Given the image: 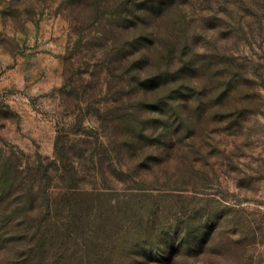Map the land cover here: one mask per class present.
Instances as JSON below:
<instances>
[{"label": "rangeland", "instance_id": "obj_1", "mask_svg": "<svg viewBox=\"0 0 264 264\" xmlns=\"http://www.w3.org/2000/svg\"><path fill=\"white\" fill-rule=\"evenodd\" d=\"M127 1L0 0V264H37L42 244L44 264H55L35 209L54 186L79 191L69 196L66 261L56 264H137L151 214L169 228L183 204L228 227L238 222L247 246L175 264H264V0H175L153 22L160 46H187L204 67L196 83L215 96L197 102L184 155H163L148 174L119 147L112 122L137 102L129 81L136 32L119 17ZM157 59L148 73L171 64ZM230 69L246 83L219 99ZM59 134L63 179L40 169L56 159Z\"/></svg>", "mask_w": 264, "mask_h": 264}, {"label": "trees", "instance_id": "obj_2", "mask_svg": "<svg viewBox=\"0 0 264 264\" xmlns=\"http://www.w3.org/2000/svg\"><path fill=\"white\" fill-rule=\"evenodd\" d=\"M124 4L119 17L128 19L136 32L132 43L135 48L134 67L129 81L133 91L131 95L137 102L132 107L121 108L112 122L118 125L120 131L119 147L128 155L138 173L148 174L154 165L162 161L163 155H184L181 143L185 137L193 135L194 118L201 108L197 102L212 100L215 90L211 85L199 88L195 79L204 67L194 62L186 45L178 48L170 40H164L162 46L159 44L161 35L154 31L152 25L168 15L175 6V0H131ZM159 55L164 59L167 56L171 64L164 71L148 73V67L155 59L158 61ZM245 83L243 74H236L230 69L217 97L221 99L230 95ZM67 165L68 158L59 134L56 159L40 169L48 174L52 170L56 177L63 179L69 171ZM49 182L51 184L52 179ZM54 187L56 190L52 192H48L49 188L42 191L41 202L40 199L35 202V209L43 214L39 226L48 224L50 228L54 249L52 257L56 264L57 260H65L68 253L69 248L63 239L69 236V220L74 213L69 196L79 191L74 187ZM120 213L117 209L118 216ZM155 216H150L147 237L134 247L133 261L137 264L138 259L145 260L142 264H175L177 260L210 253L214 249L212 247L247 246L246 233L241 230V224L237 222L228 227L221 223V216H206L201 209L187 208L183 204L169 228L160 224ZM42 248H45L44 244L37 247V264H44L48 255L42 252Z\"/></svg>", "mask_w": 264, "mask_h": 264}]
</instances>
